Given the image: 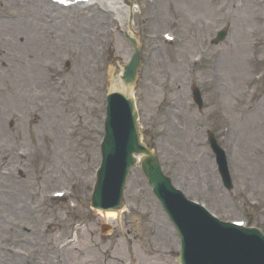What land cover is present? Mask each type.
<instances>
[{
	"label": "rangeland",
	"instance_id": "rangeland-1",
	"mask_svg": "<svg viewBox=\"0 0 264 264\" xmlns=\"http://www.w3.org/2000/svg\"><path fill=\"white\" fill-rule=\"evenodd\" d=\"M19 1L0 0V11H17L24 20L27 14L51 15L63 29L54 28L60 47L40 40L35 29L17 36V47L24 48L17 60L55 63L56 71L49 69L44 80L56 73L57 91L41 85L43 92H34L20 78L12 92L0 77V163L1 153L8 157L0 167V246L22 257L8 264H177V239L166 233L171 226L138 166L129 173L118 218L104 220L89 205L107 85L122 87L119 77L132 55L123 37L129 14L123 25L116 16L113 26L103 24L115 29L114 36L106 38V47L95 41L85 54L76 34L84 25L73 20L91 11L46 13L49 7L37 3L33 13ZM133 1L140 66L131 97L143 143L187 199L222 221H242L264 234V0H255L259 6L249 0ZM222 28L228 29L225 41L211 45ZM194 88L203 98L201 111L191 99ZM169 109H177L173 124L182 127L176 137L163 134L164 128L174 134L163 123ZM207 132L225 151L232 192L222 187ZM60 193L63 198H48ZM104 225L109 228L102 234ZM27 233L35 236L33 246L20 241Z\"/></svg>",
	"mask_w": 264,
	"mask_h": 264
},
{
	"label": "water",
	"instance_id": "water-1",
	"mask_svg": "<svg viewBox=\"0 0 264 264\" xmlns=\"http://www.w3.org/2000/svg\"><path fill=\"white\" fill-rule=\"evenodd\" d=\"M138 62V53L125 68L123 82L128 88L132 84ZM194 99L201 106L197 91ZM135 112L131 100L127 95H112L108 98L107 119L105 122V138L102 144L103 164L98 176L96 193L92 200L95 209L120 208L121 191L128 168L132 165V154H143L142 169L149 183L154 187L159 199L169 203V198L178 199L170 188L167 180L162 177L155 157L139 144V134L135 122ZM211 148L216 155V161L223 182L230 189V182L226 176L223 154L210 139ZM103 198V199H102ZM205 227V225L203 226ZM214 232V231H213ZM220 232L212 234L213 239L227 240L229 236H220ZM179 235L186 237L183 227H179ZM238 239L227 243L221 252V257L211 264H264V241L255 232L244 231L238 233ZM243 241V244L242 242ZM197 244L187 239L185 248L179 256L180 264H208ZM216 258L212 255L211 259Z\"/></svg>",
	"mask_w": 264,
	"mask_h": 264
},
{
	"label": "bare ground",
	"instance_id": "bare-ground-1",
	"mask_svg": "<svg viewBox=\"0 0 264 264\" xmlns=\"http://www.w3.org/2000/svg\"><path fill=\"white\" fill-rule=\"evenodd\" d=\"M33 0H20L18 4H23L26 6H31L29 9L30 12L35 13L34 5L38 3V5H48L51 6L47 0H34V2H31ZM72 1V0H68ZM86 4L84 6H77L74 8H71L70 10L67 11H80L85 10V11H91L90 14H83L77 19H74L73 22H81V24L84 25L82 28V31L80 29L79 32H76L78 35L79 39L83 41V44L81 45L82 49L85 51V54L89 53L91 50L92 43L95 41H99V45L102 47H106L108 43L110 42L108 38H111V36H114L112 34H115V29L111 30L107 27H105L103 24L111 25L113 26V19L112 16H116V22L118 24L123 25L125 21V17L128 13V6L124 4L122 0H84ZM250 4L256 5L257 1L249 0L248 1ZM157 4V2H155ZM91 5H98V7L104 8L103 13L101 11L95 12L91 8H87L86 6H91ZM154 6V3H152V7ZM259 6V4H257ZM34 7V9H32ZM51 7L55 8L56 6L52 5ZM66 10L57 7L55 8V12H64ZM26 15V14H25ZM26 19L24 20L23 18L25 16H21L17 11H14L12 13H4L0 12V77L2 80L1 85L5 88L8 89L12 92H16L19 90V80L22 78L24 80V83L22 85H28V88L32 89L34 92H39L42 93L43 91L41 90V85H44L46 89L51 88L52 86H55V91L59 89V86L57 84V75L56 73L50 74L49 79L45 81L44 79L46 78V73L49 71V69L52 68L53 71H55V68L53 67L55 63L48 60H40V57H38L36 60L33 59H27L26 61L24 60H17V58H22V55L20 54L21 52L24 51L23 47H17V44L19 42V34H24L27 36V32L30 29H35L38 31V38L43 41H48L52 42L51 46L52 47H60V39L56 38V34H54V28L58 29H63V27H60L58 25H53V20L49 19L48 17L41 16V18L36 17V16H30V14H27ZM73 16L69 17V21L72 19ZM55 23V20H54ZM60 24V23H59ZM18 25H23L24 29L23 30H18ZM61 25V24H60ZM151 38V37H150ZM31 44V42H28ZM7 44H12L13 47L10 48H5ZM17 49H20V52L18 53L17 56ZM156 49H153L151 53V56L156 58ZM97 52V51H96ZM27 53V52H26ZM17 65H20V68L17 67ZM76 78L80 81L81 78L77 74ZM111 90H113L112 86L110 85ZM66 102L68 101L67 99L65 100ZM22 102V101H21ZM63 101L65 105L67 103ZM42 103H38L37 106H35V109L39 110L41 108ZM0 109H4L3 107H0ZM35 110L34 108H32ZM177 110V109H175ZM175 110L171 111L170 109L167 111L166 115L164 116V121L163 123H169L170 126H173L174 129V134L170 132V129H165L163 131V134L167 136H174L176 137L178 134H182V127L179 125V123L173 124V118L175 115ZM159 117L156 116L155 120H157ZM160 119V118H159ZM158 119V120H159ZM157 120V121H158ZM186 121V119L184 118ZM184 123V122H183ZM173 130V129H172ZM183 140L182 138H178L177 141L180 142ZM2 158H1V163L0 167L5 163V161L8 159L7 155H5V152L1 153ZM38 198V197H37ZM36 198V199H37ZM33 204L30 202L28 205V208L31 207ZM22 214L23 212H18ZM97 214L103 218L104 220H115L118 218V215L116 212L111 211V212H97ZM23 231L24 229L21 228ZM27 231V229H25ZM30 232V231H29ZM158 236L161 237L162 234L160 232H157ZM28 240V242H26ZM6 241H10V239L7 237ZM22 243L27 244L30 246L35 243V236L30 235L27 233L26 236L22 237ZM24 241V242H23ZM0 264H8V263H13L16 261H21L22 257H19L17 255H9L7 252L1 251V246H0ZM13 254L12 252H10ZM58 253H55V255Z\"/></svg>",
	"mask_w": 264,
	"mask_h": 264
},
{
	"label": "snow or ice",
	"instance_id": "snow-or-ice-1",
	"mask_svg": "<svg viewBox=\"0 0 264 264\" xmlns=\"http://www.w3.org/2000/svg\"><path fill=\"white\" fill-rule=\"evenodd\" d=\"M61 2H63V0H61Z\"/></svg>",
	"mask_w": 264,
	"mask_h": 264
}]
</instances>
